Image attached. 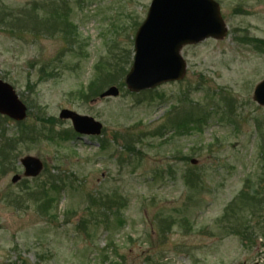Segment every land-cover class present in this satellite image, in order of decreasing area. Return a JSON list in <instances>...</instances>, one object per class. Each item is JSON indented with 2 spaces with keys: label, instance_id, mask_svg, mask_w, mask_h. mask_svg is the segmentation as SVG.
Wrapping results in <instances>:
<instances>
[{
  "label": "rangeland",
  "instance_id": "374dc122",
  "mask_svg": "<svg viewBox=\"0 0 264 264\" xmlns=\"http://www.w3.org/2000/svg\"><path fill=\"white\" fill-rule=\"evenodd\" d=\"M215 1L227 35L184 45L181 80L132 92L151 0H0V79L27 107L0 122L16 140L0 157V264H264V0ZM65 108L101 133L77 134ZM192 111L195 128L172 125ZM26 155L43 163L35 177Z\"/></svg>",
  "mask_w": 264,
  "mask_h": 264
},
{
  "label": "water",
  "instance_id": "95a60500",
  "mask_svg": "<svg viewBox=\"0 0 264 264\" xmlns=\"http://www.w3.org/2000/svg\"><path fill=\"white\" fill-rule=\"evenodd\" d=\"M227 35L219 4L215 0H151L145 19L134 36L132 65L125 75L128 90L139 92L158 85L181 80L186 62L180 50L184 45L196 44L207 38L221 39ZM119 89L111 85L100 97L117 96ZM253 100L264 107V79L253 89ZM0 115L14 121L27 116V107L14 88L0 79ZM59 118L69 119L73 130L80 135H99L102 124L91 116L62 109ZM23 175L35 177L43 169L42 161L26 155L20 159ZM21 176L14 174L12 182Z\"/></svg>",
  "mask_w": 264,
  "mask_h": 264
},
{
  "label": "trees",
  "instance_id": "16d2710c",
  "mask_svg": "<svg viewBox=\"0 0 264 264\" xmlns=\"http://www.w3.org/2000/svg\"><path fill=\"white\" fill-rule=\"evenodd\" d=\"M44 19H45V17H44ZM56 27H57V25H56ZM63 31L67 35L68 40H70L73 37V35H74L75 29H74V26H72L71 24H69L68 22L65 21V23L63 24ZM259 42H260V44L264 45V41H262V42L259 41ZM106 71L107 72L101 73V75H100V77L104 76V77L101 78L102 81H104L103 84L104 83H107L108 80H110L112 83H116V82H118L119 84L121 83L120 82V78H121V76L124 73H121L120 72V75L117 77V74H115V73L111 74L108 70H106ZM196 115L197 114H195L193 111L192 112H188V114L184 117V120L182 119L177 124L174 122V123H172V125L174 127H177V125L178 126H183L182 128H183L184 131H190V129H192L193 127L194 128L196 127V123H198L197 121L200 120V118L198 116H196ZM2 121H8V117L0 115V122L2 123ZM160 127H162V129H163V127H165V126L163 124ZM7 130L8 129L5 126H3V127L0 126V138L2 140V142H0V157H3V158L5 157L6 163H7V161H10L11 160V155H12L11 150L13 148V145L11 143H13L14 141H16V140H13L14 137L11 136L12 134H10V135L7 134ZM19 131H25V129H22V130H19ZM70 134L71 133H67L66 132L65 133V136H68ZM21 137H23V133H22ZM126 147L129 148V146H126ZM186 159H188V158L186 157ZM1 163H2V161H1ZM3 167L4 166L1 165L2 172L3 171L5 172V170H4ZM38 188H39V186H38ZM40 188H41V192H38V196L39 195L42 196V199H43V203L40 205V207L45 208L48 204H51L53 202L54 198H55L53 196V194L50 193V191H53V192L59 191L58 190L59 186H57L56 181L55 182L51 181V184L50 185L46 186L45 184H43V186L40 187Z\"/></svg>",
  "mask_w": 264,
  "mask_h": 264
},
{
  "label": "flooded vegetation",
  "instance_id": "af4514ba",
  "mask_svg": "<svg viewBox=\"0 0 264 264\" xmlns=\"http://www.w3.org/2000/svg\"><path fill=\"white\" fill-rule=\"evenodd\" d=\"M2 18V17H1Z\"/></svg>",
  "mask_w": 264,
  "mask_h": 264
}]
</instances>
